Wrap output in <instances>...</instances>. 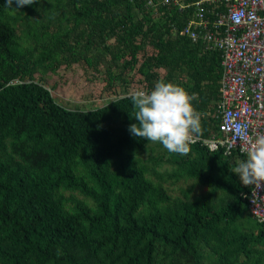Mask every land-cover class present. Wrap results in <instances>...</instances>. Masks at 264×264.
Instances as JSON below:
<instances>
[{"label": "trees", "instance_id": "1", "mask_svg": "<svg viewBox=\"0 0 264 264\" xmlns=\"http://www.w3.org/2000/svg\"><path fill=\"white\" fill-rule=\"evenodd\" d=\"M2 14L0 9V264H201L198 243L221 242L224 229L218 224L243 207L248 215L239 197L247 187L231 171L214 177L177 158L174 163L188 177L238 198L217 210L205 201L162 205L167 197L133 158L150 141L128 130L135 123L130 95L89 111L60 107L47 89L25 82L35 69L14 44L15 32ZM184 20V13L170 10L156 19L142 0H54L53 13L45 11L31 29L34 38L49 26L57 33L39 53L41 60L60 53L64 63L100 65L108 81L120 83L126 70L138 68L146 91L156 83L152 69L166 68L162 80L170 82L186 67L193 107L207 111L200 136H209L219 58L169 32ZM148 45L152 51L144 54ZM95 48L107 57L93 53ZM190 147L221 163L244 160ZM253 239L264 249L263 230ZM249 241L238 237L235 252ZM251 253L247 249L244 256Z\"/></svg>", "mask_w": 264, "mask_h": 264}, {"label": "rangeland", "instance_id": "2", "mask_svg": "<svg viewBox=\"0 0 264 264\" xmlns=\"http://www.w3.org/2000/svg\"><path fill=\"white\" fill-rule=\"evenodd\" d=\"M5 3L6 0H0L2 19L9 23L14 30V44L20 53L25 55L28 64H31L35 69L32 79L25 82L47 89L53 101L60 107L70 111H89L101 108L119 97L130 95L137 89L146 90V80H143L144 77L139 73L138 68L126 70L124 73L126 80L120 83L119 80L108 81V75L103 72L100 65L84 64L81 60L75 63H64L65 57L60 53L51 54L49 59L41 60L39 53L57 33L53 27L49 26L41 32L42 34L37 35L36 33L37 36L34 38L31 27L38 25L39 18L45 11L53 13L54 0H39L30 6L17 9V12L5 8ZM12 7L16 8L15 2ZM36 38L39 39L36 40ZM110 41L111 39L107 40V44ZM143 51L144 54H149L152 51V46H145ZM93 53H101L107 57L101 48H95ZM87 57H91L90 51L87 52ZM139 62H141V58ZM139 65L141 64H137V67ZM152 71L156 73V82H158L164 78L167 69L154 68ZM188 73L189 71L185 67L181 72L175 74L170 83L180 86L188 92L191 87ZM200 113L201 118L208 117L206 110H201ZM114 125L116 124L113 123ZM206 137L199 135L197 139ZM195 144L205 148L200 142L191 145ZM133 158L145 168L144 177L153 186L161 189L167 197L166 202L162 205L172 206L178 201H205L211 209L217 210L231 205L238 198L236 193L216 190L188 177L184 173V169L175 164L174 160L188 158L195 167L214 177H221L226 171H231L235 175L233 170L239 162L231 165L230 162L215 161L208 155L201 158L192 147L188 154L180 155L169 152L158 142L151 141L144 146L142 151L135 153ZM61 194L64 197L68 196L67 192ZM73 196L91 205L90 201L79 193L75 192ZM218 227L224 229L221 242L210 240L198 243L197 250L201 255V264H259L258 261L264 263V249L261 244L254 243L253 239L260 229L255 222L250 220L244 207L238 216L228 220L226 224H218ZM238 237H248L251 241L239 252H235V249L240 245ZM247 249L252 252L248 257L244 256ZM182 264H186V262L184 261Z\"/></svg>", "mask_w": 264, "mask_h": 264}, {"label": "built area", "instance_id": "3", "mask_svg": "<svg viewBox=\"0 0 264 264\" xmlns=\"http://www.w3.org/2000/svg\"><path fill=\"white\" fill-rule=\"evenodd\" d=\"M145 11L160 18L163 11L185 15L184 25L169 32L203 51L218 54L216 100H210L214 131L195 139L209 152L221 150L247 159L250 145L235 133L264 134V0H142ZM193 144V143H192ZM250 218L264 231V184L239 194Z\"/></svg>", "mask_w": 264, "mask_h": 264}, {"label": "clouds", "instance_id": "4", "mask_svg": "<svg viewBox=\"0 0 264 264\" xmlns=\"http://www.w3.org/2000/svg\"><path fill=\"white\" fill-rule=\"evenodd\" d=\"M15 2L16 8L12 7ZM39 0H6L5 8L30 6ZM135 123L129 126L132 136L160 143L169 152L186 155L190 145L202 134L201 113L192 104L196 95L163 80L155 83L151 91L137 89L130 94ZM236 135L250 145L247 159L240 161L233 172L243 186L264 184V134L248 135L247 126L234 124Z\"/></svg>", "mask_w": 264, "mask_h": 264}]
</instances>
